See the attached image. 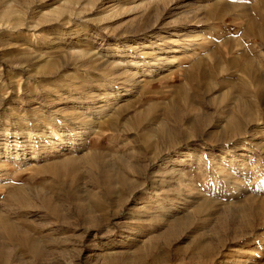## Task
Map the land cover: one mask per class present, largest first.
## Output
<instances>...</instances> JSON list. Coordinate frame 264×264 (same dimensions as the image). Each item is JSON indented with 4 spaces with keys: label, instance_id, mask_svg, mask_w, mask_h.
Masks as SVG:
<instances>
[{
    "label": "rangeland",
    "instance_id": "1",
    "mask_svg": "<svg viewBox=\"0 0 264 264\" xmlns=\"http://www.w3.org/2000/svg\"><path fill=\"white\" fill-rule=\"evenodd\" d=\"M0 249L264 264V0H0Z\"/></svg>",
    "mask_w": 264,
    "mask_h": 264
},
{
    "label": "bare ground",
    "instance_id": "2",
    "mask_svg": "<svg viewBox=\"0 0 264 264\" xmlns=\"http://www.w3.org/2000/svg\"><path fill=\"white\" fill-rule=\"evenodd\" d=\"M192 31V30H191ZM177 35V34H176ZM180 35H182V34H180ZM196 35H194V37H195ZM191 37V36H190ZM190 42V43H187V42ZM193 41H195L194 40V38H187L186 39V41L185 42H179V43H176L177 44V46H173L171 49H172V51L173 52H171V53H177V52H183V51H188L189 49H191L190 48V45H191V42H193ZM168 43V42H167ZM155 60H157V61H162L163 59L162 58H156ZM136 61V60H135ZM141 61H142V59H141ZM141 61H136L135 62V64H133V65H140V62ZM155 63V62H154ZM154 63L153 62H151V61H146L145 62V64H144V66H146L147 65V71H150V68L151 67H153V65H154ZM166 63H170V60H168V61H166ZM143 71H145V70H143ZM146 73V72H145ZM134 74H135V72H134ZM140 74V73H139ZM144 74V73H143ZM137 76V75H136ZM133 77H131L130 78V81H132V82H134L133 80H134V78L132 79ZM128 81V80H127ZM135 83H137L136 81H135ZM135 83H132V87L133 86H135ZM96 120V119H95ZM88 125V124H87ZM91 128L92 127V125L89 123V126H85V128ZM84 128V127H83ZM77 129L78 128H73L72 129V134H71V136H76L77 135V133H80V131L78 132L77 131ZM1 250V249H0ZM5 254V252H0V260H1V262H5L6 261V256L4 255Z\"/></svg>",
    "mask_w": 264,
    "mask_h": 264
},
{
    "label": "trees",
    "instance_id": "3",
    "mask_svg": "<svg viewBox=\"0 0 264 264\" xmlns=\"http://www.w3.org/2000/svg\"><path fill=\"white\" fill-rule=\"evenodd\" d=\"M196 142H198V141H194V142H192V144H195Z\"/></svg>",
    "mask_w": 264,
    "mask_h": 264
}]
</instances>
